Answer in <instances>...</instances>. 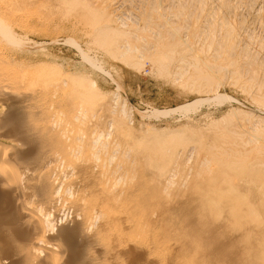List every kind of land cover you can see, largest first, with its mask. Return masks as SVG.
<instances>
[{
  "label": "rangeland",
  "instance_id": "rangeland-1",
  "mask_svg": "<svg viewBox=\"0 0 264 264\" xmlns=\"http://www.w3.org/2000/svg\"><path fill=\"white\" fill-rule=\"evenodd\" d=\"M7 1V60L37 86L68 79L57 95L78 106L76 120L52 110L49 123H128L149 137L166 191L244 177L237 154L264 169V0ZM83 5L98 27L77 16Z\"/></svg>",
  "mask_w": 264,
  "mask_h": 264
},
{
  "label": "bare ground",
  "instance_id": "bare-ground-1",
  "mask_svg": "<svg viewBox=\"0 0 264 264\" xmlns=\"http://www.w3.org/2000/svg\"><path fill=\"white\" fill-rule=\"evenodd\" d=\"M87 7L77 16L98 27ZM12 14L11 3L0 0V23ZM4 38L0 33V262L264 264V169L256 162L237 154L233 165L244 177L234 181L221 171L190 186L185 199V191H166L149 137L128 123H49L52 110L76 120L72 97L57 95L68 79L47 76L37 86L33 71L7 60ZM69 185L78 194L71 202L57 195ZM93 213L104 219L89 233Z\"/></svg>",
  "mask_w": 264,
  "mask_h": 264
},
{
  "label": "clouds",
  "instance_id": "clouds-1",
  "mask_svg": "<svg viewBox=\"0 0 264 264\" xmlns=\"http://www.w3.org/2000/svg\"><path fill=\"white\" fill-rule=\"evenodd\" d=\"M78 158V157H77ZM95 159H99V157H94ZM120 186V181L117 180L113 184V190H116ZM57 195L62 196L65 198L67 201L71 202L77 198V192L69 185L62 187L60 191L57 193ZM72 212L71 211H66L65 215L66 216H71ZM104 217L102 213H93L86 221V230L87 232H97L99 229L100 223L103 221ZM60 222V221H59ZM47 223L51 225L55 230H56V221L53 220V217L50 216L47 220ZM61 223V222H60ZM0 264H6V262H0Z\"/></svg>",
  "mask_w": 264,
  "mask_h": 264
}]
</instances>
